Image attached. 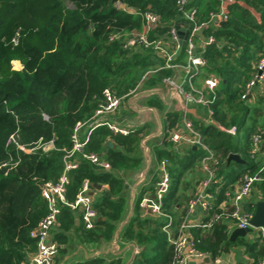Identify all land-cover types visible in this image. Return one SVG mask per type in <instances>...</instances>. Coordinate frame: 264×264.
Wrapping results in <instances>:
<instances>
[{
    "label": "trees",
    "instance_id": "16d2710c",
    "mask_svg": "<svg viewBox=\"0 0 264 264\" xmlns=\"http://www.w3.org/2000/svg\"><path fill=\"white\" fill-rule=\"evenodd\" d=\"M221 3L192 0L187 5L196 7V23L201 24L210 20L211 13L219 11ZM148 10L158 14L160 21L150 37L166 36L170 25L178 21L176 0H0V264H22L35 252L36 240L30 232L48 211L40 184L61 174L63 156L72 147L71 134L76 123L90 118L104 100V89L109 88L118 96L126 95L145 71L163 63L151 48L123 47L126 36L142 30L143 13ZM226 12L229 17L219 22V28L203 29L214 41L202 50L205 65L201 70L218 79L212 103L214 120L225 127L235 126L236 132L230 134L212 123L193 120L202 142L218 158L219 181L211 185L217 211L221 210L218 205L230 196L226 194L229 184L245 173L258 171L260 164L250 157L249 150L251 135L264 124V93L252 95L254 102L241 97L254 72L252 63L264 53V0H231ZM194 39L197 41L196 35ZM184 60L181 50L175 61ZM172 74L171 69H160L150 73L142 84L144 88L160 86L163 78ZM199 78L197 87L204 76ZM148 104L161 107L156 96L149 98ZM180 118V112H166L167 131L154 148L156 163L168 161L170 184L162 208L172 218V230L186 213V207L181 213L179 208L191 197L185 194L191 184V177L187 176L204 156L201 147L177 145L168 139L171 129H181ZM139 132L123 135L100 125L91 131L82 150L74 153L78 165L69 173L66 198L73 201L87 180L94 191L97 217L94 227L87 229L81 220L77 222V211L63 205L54 238L65 247H58V252L66 251L71 232H78L85 243L112 237L125 207V183L117 171L134 168L140 162L136 156ZM12 135L17 143L35 148L27 153L18 150L14 141L8 142ZM238 135L242 138L240 147L236 143ZM51 139L53 148L44 151L36 147L39 141ZM93 152L107 160L111 168L102 170L91 163L85 154ZM230 153H238L245 163L231 161L227 166ZM224 177L234 178L225 182ZM95 184L105 187L99 189ZM253 189L252 201L264 199V180L254 182ZM254 205L250 202L245 208L253 211ZM134 221L140 227L149 222L154 225L147 234L133 232ZM166 222L163 216L142 219L138 214L130 220L122 237L136 238L145 248L152 247L155 253L147 258L148 263L168 264L173 249L162 229ZM227 230L223 220L209 230H194L196 248L212 255L226 250L232 243ZM242 242L253 264L264 259V241L260 236ZM73 264L119 261L104 263L101 258H94Z\"/></svg>",
    "mask_w": 264,
    "mask_h": 264
},
{
    "label": "built area",
    "instance_id": "2783aa9c",
    "mask_svg": "<svg viewBox=\"0 0 264 264\" xmlns=\"http://www.w3.org/2000/svg\"><path fill=\"white\" fill-rule=\"evenodd\" d=\"M178 4L179 15L183 17V23H189V33L187 35L184 45L179 43L176 35V29L173 23L166 32L167 42L162 37H150V32L159 24L158 14L145 11L143 13V27L141 31L131 33L123 40V47L126 49L134 47L151 48L163 60L162 64L156 65L154 69L145 71L136 87L129 91L126 95H116L111 89L103 90V102L94 110L93 114L86 121H79L76 123L72 134V147L66 151L63 156V169L59 177L55 180H48L40 184L41 196L47 201L48 211L40 219L37 227L30 232V235L36 240V250L29 257L27 262L22 264H54L59 244L54 238V228L58 224V215L63 205L69 206L72 210L80 213L81 221L85 228L90 229L95 225L97 212L94 208V198L91 194L92 188L87 180L82 183L76 198L73 201H68L66 198L67 185L70 178L69 173L78 165L77 160L73 158L75 152L81 151L89 139L91 131L100 126L106 125L112 132L123 135L130 131L117 127L108 120L121 105L123 100L133 95L142 88L144 79L150 73L160 69H171L173 74L170 77L163 78L162 83L171 82L176 87L177 92L182 97L187 107H202L209 122L213 118L212 103L215 100L214 88L218 83V79L213 75L205 77L202 87H196L194 84L195 76L200 74L201 68L205 65V60L196 52L195 35L203 28L206 23H196L197 9L194 6H188L187 0H176ZM222 1V0H221ZM231 1V0H230ZM220 4L219 11L211 13L210 20L220 19V21L227 20L229 15L226 8ZM214 41L213 36H208L205 43ZM183 50L186 62H176V54ZM181 73L184 76L181 77ZM264 83V55H262L255 64L254 72L245 85V90L241 97L244 98L251 93L255 85ZM46 118V116H44ZM181 129H171L169 131L168 139L174 144L192 145L194 147H201L204 150V156L200 159V168L204 171L205 176L200 182L197 192L187 200L186 213L181 220L175 225V230H171L172 218L170 215L164 213L162 208L163 197L167 194L170 184V176L167 169V159H162L157 164L159 172L158 181L155 183V192L153 198L148 195L143 197L140 201V206L143 210L149 211L154 215L163 216L167 222L162 227L166 233L169 244L172 245V258L168 264H186L187 261L194 257H200L203 253L196 248V239L194 237V230H209L213 225L221 220L225 223L233 224L238 228L250 227L249 219L253 215V211H248L245 208L246 199L250 196L253 190V184L256 181L264 180V124L263 126L251 135V145L249 154L252 159L259 162L260 167L254 174H243L242 177L232 184L233 190H227L226 194L229 196L227 201L218 205L220 211L214 209L215 196L211 189V185L217 183L219 180L216 177V169L218 165V158L208 146L202 142L201 134L194 128L193 122L189 119L186 112L181 113ZM215 126L224 132L235 134V126L225 127L219 123ZM14 141L16 148L25 153L33 150V147H25L17 143L15 136L12 135L8 142ZM36 147L47 151L54 147L53 139L48 142H38ZM87 159L100 167L102 170H109L110 163L103 159L99 154L93 152L85 154ZM199 206L203 211L204 218L199 221L189 220V213L191 210ZM256 236H260L264 241V228H253ZM255 264H264V259L258 260Z\"/></svg>",
    "mask_w": 264,
    "mask_h": 264
},
{
    "label": "crops",
    "instance_id": "0c3cea01",
    "mask_svg": "<svg viewBox=\"0 0 264 264\" xmlns=\"http://www.w3.org/2000/svg\"><path fill=\"white\" fill-rule=\"evenodd\" d=\"M192 1V0H187ZM230 0H222V5L224 8H226L227 4H229ZM184 21L183 17L178 15V21L176 23H181ZM219 22L220 19H212L206 22L208 23V27H203L196 35L197 41H195L196 44V52L200 53L202 55V50L205 47V41L208 37L203 29L207 28H213L217 29L219 28ZM207 36V37H206ZM211 36V35H209ZM162 39L167 42V38L165 36L162 37ZM179 53L176 54V56ZM264 55V53L262 54ZM261 55V56H262ZM260 56V57H261ZM186 57L183 62L185 63ZM253 68L255 69V64L252 63ZM201 76L205 77L209 76L204 74V70L202 69L200 71ZM199 75L195 76L194 78V84L196 86L197 81L200 82ZM184 76L183 73H181V77ZM214 76V75H213ZM216 77V76H214ZM217 78V77H216ZM200 87L203 85V81ZM163 86V83L162 85ZM197 87V86H196ZM143 88V87H142ZM141 88V89H142ZM261 93H264V83L262 84V87H254L251 91L250 95L246 96L248 98L249 102H254L255 99H253L252 95H260ZM129 97V96H128ZM128 97H126L119 108L108 117V120L116 125L117 127L129 130L130 132H134L135 130H139L140 140L138 145V150L136 151V156L140 157V162L138 165L134 168L125 170V171H117L121 177L124 179L125 188H124V197H125V207L123 211V216L119 224L117 225L115 231L113 232L112 237L109 240H101L100 242H82L79 239L78 232H71L69 235V239L66 245V251L64 253L57 252L56 258L54 260V264H73V263H83L86 261H90L94 258H101L104 263L116 260L119 261V264H150L147 261V258H151L152 255L155 253V250L152 249V247H149V245L143 246L141 242H138L136 238L123 239L122 234H124V230L126 229V226L130 224V220L132 218H135L138 214L142 219L145 218H151L156 219L158 218L157 215L152 214L148 210L145 211L140 206V201L143 197L149 196L153 198L154 192H155V183L158 181L155 179L153 182V177L155 176V172L157 174V164L154 157V148L158 146L164 136L166 129V112L171 108L172 105H175V101L172 99L170 105L165 106L161 102V100L157 97L159 100L161 107H157L158 113L155 110L147 111L143 108H138V105H141V107H145L148 104L149 98H143L139 101H136L137 106L135 104H129L127 102ZM145 105V106H144ZM151 106V105H150ZM156 107V106H154ZM190 111L187 113L189 119L193 122V120L199 119L206 123H211L207 120L206 115L204 111L199 110L197 107L189 106ZM262 108L264 109V104L262 105ZM140 110V111H138ZM170 112V111H168ZM180 112V117H181ZM158 119L161 123V131H159V125H158ZM214 124L218 123L216 120H211ZM180 127L181 120L179 123ZM129 132V133H130ZM110 140L108 139V143ZM241 157V156H240ZM227 165V164H226ZM228 166V165H227ZM159 175V172L157 176ZM205 176L204 171L200 168V163L197 165L196 169L190 172L187 177H191V184L188 186L187 191L185 194L187 196H193L200 185L201 180ZM152 186L150 189L144 190L145 187ZM105 186L100 185L99 189L103 188ZM98 189V190H99ZM233 190L232 185H228V190ZM254 190V189H253ZM252 190L250 196L246 199V203L248 204L250 202H255L258 200H264V199H258L255 201H252V198L254 196V191ZM253 193V194H252ZM91 194H94V191L92 189ZM94 198V196H93ZM189 199V198H188ZM187 202V201H186ZM184 207L179 208L178 212H182V209L186 207V203H184ZM137 208V210H136ZM255 205L252 208L254 211ZM77 217L80 221L81 218L79 216ZM189 220L191 221H199L204 218L203 211L199 206L194 207L191 212L189 213ZM228 228V237L229 240L232 242L231 245L226 250L220 251L217 253V255H212L210 251H202V255L200 257H194L187 261L186 264H253V259L249 255L247 248L245 244L242 242L243 239L247 241H252L256 235L255 231L247 232L245 236H236L232 240L230 239L231 232L236 228L233 224L226 223ZM153 223L149 222L142 227H140L139 224H137L136 221L133 222V232L135 231H142L144 234L148 233L149 230L153 227ZM56 227L54 228V232H56ZM172 230V228H171ZM252 233H255L252 239L251 235ZM150 241V240H149ZM152 242V241H150ZM59 247H65V245L59 246ZM149 247V248H148ZM145 252L142 254L141 252ZM147 250V251H146ZM146 257V259H144Z\"/></svg>",
    "mask_w": 264,
    "mask_h": 264
},
{
    "label": "water",
    "instance_id": "95a60500",
    "mask_svg": "<svg viewBox=\"0 0 264 264\" xmlns=\"http://www.w3.org/2000/svg\"><path fill=\"white\" fill-rule=\"evenodd\" d=\"M189 23H176L174 24V27L176 29V35L178 37L179 43L181 45H184L187 35L189 33ZM208 23L205 24L203 27H208ZM174 79L171 80V82L164 83L163 86H155V87H143L139 91L135 92L133 95L129 96L127 99V102L129 104H135L137 106L136 101H139L143 98H149L150 96H156L158 97L161 102L164 104L165 109L166 106L170 105L171 100L173 99L175 101V105H172L171 108L168 111H177V112H186L189 113L190 107H187L180 96V94L177 92L175 85L173 84ZM250 95V94H249ZM248 95V96H249ZM145 106V105H144ZM138 108H143L147 111L155 110L158 113L157 107L146 105L145 107H141V105H138ZM193 109H195L193 107ZM140 111V110H138ZM158 125H159V131H161V123L158 119ZM233 161L239 164H244L245 160L240 157L238 153H230L226 159V164L229 165V163ZM99 187L100 185H94ZM250 227L246 228H238L236 227L230 234V239L232 240L236 236H245L247 232L253 231V228L257 227H263L264 228V200H258L255 203V208L253 211L252 217L249 219Z\"/></svg>",
    "mask_w": 264,
    "mask_h": 264
},
{
    "label": "rangeland",
    "instance_id": "374dc122",
    "mask_svg": "<svg viewBox=\"0 0 264 264\" xmlns=\"http://www.w3.org/2000/svg\"><path fill=\"white\" fill-rule=\"evenodd\" d=\"M67 5L68 6H72L71 5V3H67ZM116 5L117 6H120V7H124L123 6V4H120V3H116ZM19 64L17 63V64H15V66H18ZM262 84L263 83H259V82H257V84L255 85V87L257 86V87H262ZM143 85V87L145 86L144 84H142ZM152 97H154V96H150V98H152ZM199 110H201L202 111V109L200 108V107H197ZM203 111H204V109H203ZM236 143H237V145L240 147L241 146V144H242V138H241V135H238L237 136V138H236ZM234 177H224L223 178V180L225 181V182H229L230 180H232ZM255 235V233H252V235H251V237H252V239L254 238V237H256V235ZM254 236V237H253Z\"/></svg>",
    "mask_w": 264,
    "mask_h": 264
}]
</instances>
